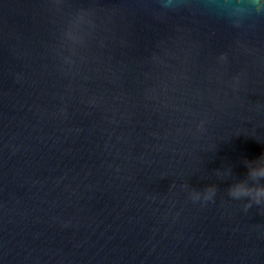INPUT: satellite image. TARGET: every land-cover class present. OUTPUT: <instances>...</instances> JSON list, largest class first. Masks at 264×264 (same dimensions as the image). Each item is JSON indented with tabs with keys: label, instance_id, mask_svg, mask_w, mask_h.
Returning <instances> with one entry per match:
<instances>
[{
	"label": "water",
	"instance_id": "1",
	"mask_svg": "<svg viewBox=\"0 0 264 264\" xmlns=\"http://www.w3.org/2000/svg\"><path fill=\"white\" fill-rule=\"evenodd\" d=\"M255 7L0 0V264H264Z\"/></svg>",
	"mask_w": 264,
	"mask_h": 264
},
{
	"label": "clouds",
	"instance_id": "2",
	"mask_svg": "<svg viewBox=\"0 0 264 264\" xmlns=\"http://www.w3.org/2000/svg\"><path fill=\"white\" fill-rule=\"evenodd\" d=\"M181 3V0H179ZM172 3V0H161V7L165 4ZM186 3V0H185ZM255 3V12L261 13L264 12V0H253ZM172 9V8H165ZM241 19L232 20L231 24L234 28H239L241 26ZM219 61L223 62L226 57L224 54H221L218 57ZM247 163V177L245 180L233 183L227 189V195L234 200H244V210L247 211L252 205L264 206V156H261L258 160L254 162ZM220 176L228 175V170L224 172H218ZM216 193L215 186L206 187L202 192L195 191L190 194V199L193 201H211Z\"/></svg>",
	"mask_w": 264,
	"mask_h": 264
}]
</instances>
